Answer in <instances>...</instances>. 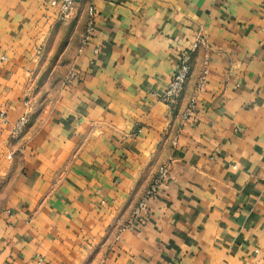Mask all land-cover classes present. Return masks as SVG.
Listing matches in <instances>:
<instances>
[{
    "label": "crops",
    "instance_id": "1",
    "mask_svg": "<svg viewBox=\"0 0 264 264\" xmlns=\"http://www.w3.org/2000/svg\"><path fill=\"white\" fill-rule=\"evenodd\" d=\"M53 1L0 0V264H264V0Z\"/></svg>",
    "mask_w": 264,
    "mask_h": 264
},
{
    "label": "built area",
    "instance_id": "2",
    "mask_svg": "<svg viewBox=\"0 0 264 264\" xmlns=\"http://www.w3.org/2000/svg\"><path fill=\"white\" fill-rule=\"evenodd\" d=\"M85 0H54L51 3L53 8H56L58 11V17L61 21H66L73 15L76 6ZM91 11L92 8H91ZM95 28L93 21L91 20L88 23L86 35L83 40V45H87V43L91 40V37L94 36ZM201 40H198L194 45L186 52H184L179 61L178 68L174 73L167 89L164 91L162 98L167 103H174L180 99L183 94L185 85L190 78L192 72V65H193V57L196 51L201 44ZM207 75V71L203 78L201 79V85L204 84L205 78ZM77 75L75 73L71 74V78H76ZM197 109V101L196 99H192L187 111L184 114V118H191L194 116ZM27 123L26 118H22L19 124L17 125V132L22 131L24 125ZM169 178V169L167 166H163L159 169L157 177L155 181L150 186L149 190L147 191L144 199L141 201L139 206L136 209L135 215H141L146 213L149 209V203L153 200L158 192L161 190L162 187L165 186L167 179Z\"/></svg>",
    "mask_w": 264,
    "mask_h": 264
}]
</instances>
